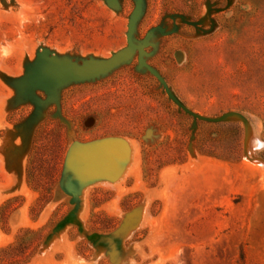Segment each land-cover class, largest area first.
<instances>
[{
  "label": "rangeland",
  "instance_id": "374dc122",
  "mask_svg": "<svg viewBox=\"0 0 264 264\" xmlns=\"http://www.w3.org/2000/svg\"><path fill=\"white\" fill-rule=\"evenodd\" d=\"M119 4L0 0V264H264V0H144L134 34L177 26L147 64L192 113L242 114L247 140L240 121H195L137 55L30 124L17 81L37 53L111 58L135 1Z\"/></svg>",
  "mask_w": 264,
  "mask_h": 264
},
{
  "label": "water",
  "instance_id": "95a60500",
  "mask_svg": "<svg viewBox=\"0 0 264 264\" xmlns=\"http://www.w3.org/2000/svg\"><path fill=\"white\" fill-rule=\"evenodd\" d=\"M135 7L129 18L128 32H127V46L122 50L115 53L111 58L105 60L89 59L78 64L70 59H60L50 53L48 50H42L37 53L35 61L29 66L26 75L17 81V89L26 101H31L35 104V113L31 117L30 124L36 122L42 115L44 107L51 103L58 102L59 91L65 86L72 83H84L94 81L102 77L107 76L115 69L122 65L129 63L136 55L138 56V71H146L155 77L162 87L164 88L168 97L186 114L192 116L196 120H204L208 122H237L240 121L246 128V140L247 136L252 134V126L250 122L239 113H227L222 117L216 119H209L192 113L187 109L182 102L175 96L167 85L164 78L149 64L146 62V58L150 57V53L146 52V49L153 47L154 44L151 40L156 35L167 36L177 32V26L172 31H167L163 27H157L150 30L143 41L136 42L134 34L137 23L141 18L144 11V0H134ZM108 5L113 9H119V0H107ZM180 20L187 25L198 27L202 24V21L191 22L184 16H178ZM36 91H42L47 95L46 100H41L36 96ZM112 143V142H103ZM93 144V143H90ZM88 144V145H90ZM98 143L92 147L96 148ZM115 144V143H114ZM117 145V144H116ZM114 146V145H113ZM112 147V146H111ZM97 149V148H96ZM73 154L77 150V147H73ZM70 150V152H71ZM69 152V153H70ZM67 155V166L71 163L73 154ZM67 169V168H66ZM67 172V170L65 171ZM65 178V173L61 174L60 180Z\"/></svg>",
  "mask_w": 264,
  "mask_h": 264
},
{
  "label": "trees",
  "instance_id": "16d2710c",
  "mask_svg": "<svg viewBox=\"0 0 264 264\" xmlns=\"http://www.w3.org/2000/svg\"><path fill=\"white\" fill-rule=\"evenodd\" d=\"M25 231H26L25 233H34L31 230H25ZM35 252H36V250L34 251L33 254H35ZM33 254L31 256H29L26 260H23L21 262H16L15 264H26V263H28L30 261V259L33 257ZM0 263H2V262H0Z\"/></svg>",
  "mask_w": 264,
  "mask_h": 264
},
{
  "label": "bare ground",
  "instance_id": "6f19581e",
  "mask_svg": "<svg viewBox=\"0 0 264 264\" xmlns=\"http://www.w3.org/2000/svg\"><path fill=\"white\" fill-rule=\"evenodd\" d=\"M249 139V138H248ZM107 144V143H106ZM257 144V143H256ZM258 146V145H257Z\"/></svg>",
  "mask_w": 264,
  "mask_h": 264
}]
</instances>
